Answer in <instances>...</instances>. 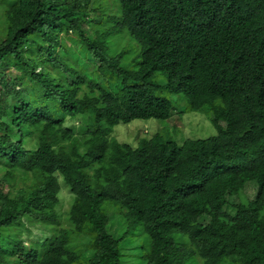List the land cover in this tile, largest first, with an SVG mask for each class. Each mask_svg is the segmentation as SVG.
I'll list each match as a JSON object with an SVG mask.
<instances>
[{
	"label": "trees",
	"instance_id": "1",
	"mask_svg": "<svg viewBox=\"0 0 264 264\" xmlns=\"http://www.w3.org/2000/svg\"><path fill=\"white\" fill-rule=\"evenodd\" d=\"M118 2L110 55L84 0H0V264H264V0ZM164 94L217 134L112 138Z\"/></svg>",
	"mask_w": 264,
	"mask_h": 264
},
{
	"label": "rangeland",
	"instance_id": "2",
	"mask_svg": "<svg viewBox=\"0 0 264 264\" xmlns=\"http://www.w3.org/2000/svg\"><path fill=\"white\" fill-rule=\"evenodd\" d=\"M87 5L89 12V19L93 20L98 27L94 29L96 32L104 33L109 30L111 33L106 40L108 53L115 55L131 45L132 49L135 48L134 41L129 36H123L117 31L118 25L115 23H109L108 21L112 18L117 21L121 18V12L119 8L118 0H84L83 5ZM130 51L127 55V61L138 57L141 59V49L136 48ZM158 81L163 82L162 77L157 75ZM161 77V78H160ZM167 99L172 103L173 108L177 111L183 112L179 114L174 113V116L169 121L159 120H135L127 125L120 124L114 129L112 138L117 140L120 144H127L132 147H136L141 139H149L156 133L163 134L166 138L175 141L178 145L185 139H205L213 137L217 134L216 130L209 123L208 117L197 113H187L188 103L182 94H167ZM79 122H75L77 125ZM2 173L0 172V179ZM60 194H59V207L58 214L60 217V223L64 226L67 211L71 205L72 197L69 193L68 187L59 179ZM115 227L111 228L113 233L116 232ZM145 242L144 235H138L133 241L134 249L126 252L122 251V258L120 264H147L145 254L147 251L146 246L143 247Z\"/></svg>",
	"mask_w": 264,
	"mask_h": 264
}]
</instances>
